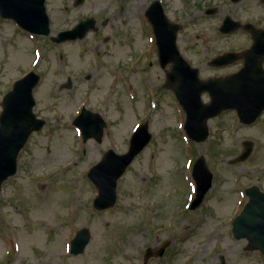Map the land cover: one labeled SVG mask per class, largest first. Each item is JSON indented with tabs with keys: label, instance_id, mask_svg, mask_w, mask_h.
I'll list each match as a JSON object with an SVG mask.
<instances>
[{
	"label": "rangeland",
	"instance_id": "obj_1",
	"mask_svg": "<svg viewBox=\"0 0 264 264\" xmlns=\"http://www.w3.org/2000/svg\"><path fill=\"white\" fill-rule=\"evenodd\" d=\"M62 1H47L51 35L88 17L97 20L98 31L54 44L0 18V113L3 96L32 70L40 76L33 111L45 121L20 151L17 173L1 185L0 264H142L146 247L167 242L164 255L148 264H220V256L226 264H264L263 255L245 251L247 241L231 233V219L247 201L245 188L257 185L264 191V114L246 126L233 113H223L208 121L205 141L188 140L184 112L174 93L161 87L164 72L152 47L146 53L143 20L124 21L121 15V8L130 16L137 13L138 0H88L79 7ZM234 14L246 16L239 9ZM250 15L263 19L264 10L252 9ZM104 19L107 23L99 26ZM211 23L207 44L201 37L184 46L195 66L247 42L240 33L218 41ZM189 31L194 35L203 28ZM219 71L204 67L200 77ZM202 99L207 102L208 96ZM82 107L106 121L99 144L83 142L72 125ZM142 123H148L150 143L118 180L114 206L95 210L97 191L88 170L108 149L125 153ZM245 140L253 144L251 154L230 164ZM200 156L212 173V187L192 210L191 170ZM83 227L91 240L75 256L69 242Z\"/></svg>",
	"mask_w": 264,
	"mask_h": 264
},
{
	"label": "water",
	"instance_id": "obj_2",
	"mask_svg": "<svg viewBox=\"0 0 264 264\" xmlns=\"http://www.w3.org/2000/svg\"><path fill=\"white\" fill-rule=\"evenodd\" d=\"M83 0H78L81 3ZM0 15L10 18L19 23L24 29L39 34H49V22L46 14L44 0H0ZM94 20L87 19L80 22L73 30L61 32L52 40L56 43L62 41L83 38L85 32L92 28ZM230 20L226 21L224 32H228ZM234 28V27H233ZM233 30V29H231ZM159 58L161 66L168 62L173 63L171 72L166 74L165 86L172 88L178 101L186 112L185 129L188 135L196 142L204 141L208 137L207 120L217 116L227 109L237 110L241 120L250 124L264 110V73L256 71L259 80H251L253 73L245 67L238 75L240 80H233V77L224 80L198 79L196 69L187 65L180 57L175 44V37L170 41L159 42ZM264 39L257 33L254 38V46L247 52L246 57H264ZM231 54L224 55L214 61L215 65H224L230 62ZM39 81L34 73H29L24 78L15 82L12 90L7 92L2 99V112L0 113V187L9 177L16 174L17 156L23 148L32 132L39 131L45 122L36 118L32 109L35 101L32 90ZM226 84V86H225ZM238 84L236 90L227 85ZM250 85L252 88L250 89ZM258 85L257 88L253 87ZM64 87L69 88L68 82ZM208 92L211 101L204 104L201 101V93ZM235 93V94H234ZM240 93L241 95H236ZM83 133L84 140L95 138L101 141L103 129L106 124L102 118L86 109L74 120ZM151 135L148 132L147 124L139 126L133 133L128 151L125 154L117 155L114 151L108 150L101 161L91 168L88 178L95 185L98 195L93 205L98 210H103L114 205L116 201L117 180L125 172L126 168L133 161L142 149L149 143ZM252 151V143L244 142L243 153L234 162L245 160ZM193 176L197 183V197L192 204L196 208L202 201L205 193L211 187L212 175L208 171L203 157H200L193 169ZM249 201L243 211L233 222L232 233L235 239L245 238L248 241L246 250H258L264 255V193L258 187L253 186L246 189ZM90 241L88 229H80L71 241V253L78 255L83 253ZM165 246L158 251L150 248L145 253V263L153 256H162ZM221 264L224 258L221 257Z\"/></svg>",
	"mask_w": 264,
	"mask_h": 264
},
{
	"label": "flooded vegetation",
	"instance_id": "obj_3",
	"mask_svg": "<svg viewBox=\"0 0 264 264\" xmlns=\"http://www.w3.org/2000/svg\"><path fill=\"white\" fill-rule=\"evenodd\" d=\"M47 1L48 0H45L46 5ZM87 1L88 0H85L79 6L84 5ZM115 1H122L125 3L128 0ZM76 2L77 0H65L61 2V5H64L65 7L70 5L73 7H79ZM136 6L138 7L137 13L135 12L130 16L129 11L125 12L124 8H121V15L124 21L132 20V18L137 19V21L140 18L143 20V29H140L144 38L150 37L153 43V55L158 65V43L170 41L173 37H175L176 46L180 54L185 61L198 70L199 75L200 70L204 67L220 70L218 74L207 76L204 79L224 78L230 76L242 69L245 66V63L249 65L252 71H256L257 69H262L264 71V58L261 60L255 58L246 62L244 57L245 51L251 48L254 41L252 30L248 27L262 30L261 32H264V18L261 19L250 15L252 13V9L254 10L255 8H258L264 10V0H138V4ZM238 9L240 12L244 11L246 16L236 17L234 12ZM223 11L227 13L224 16ZM228 18L232 20L233 25H236L237 28L231 34H224L222 32V26L224 21ZM95 21V30L92 31L94 33H96L99 29L97 26L98 22L97 20ZM210 22H212L211 26L214 27L213 33L218 38V41L240 33L246 37L247 42L245 46L215 53L209 56V58H206L203 64L195 66L193 65L194 63L191 60V57L184 51L189 50V48L185 49L184 46L189 45L192 41L200 39L201 37L203 38L202 43L207 44L208 37L206 29L210 28L208 24ZM106 23L107 19H104L99 23V26H104ZM233 25H230V27ZM191 26L203 28V31L198 32V34L191 35L189 31ZM88 33L90 32H87L86 35ZM101 37L102 36H98V39ZM128 39L129 41L134 42L133 36L129 35ZM262 49L264 50V45L262 46ZM226 52H232L234 54V61L226 66L214 67L212 65L213 59ZM194 62L196 61L194 60ZM171 69V62H168L162 68L164 73L170 71ZM236 86L237 85H232L233 88ZM229 112L233 113V115L236 114L233 110H228L227 113Z\"/></svg>",
	"mask_w": 264,
	"mask_h": 264
},
{
	"label": "bare ground",
	"instance_id": "obj_4",
	"mask_svg": "<svg viewBox=\"0 0 264 264\" xmlns=\"http://www.w3.org/2000/svg\"><path fill=\"white\" fill-rule=\"evenodd\" d=\"M226 182H228V181H226Z\"/></svg>",
	"mask_w": 264,
	"mask_h": 264
}]
</instances>
